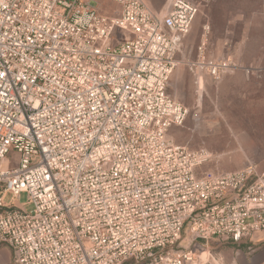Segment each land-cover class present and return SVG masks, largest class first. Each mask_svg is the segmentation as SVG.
<instances>
[{"label":"built area","instance_id":"2783aa9c","mask_svg":"<svg viewBox=\"0 0 264 264\" xmlns=\"http://www.w3.org/2000/svg\"><path fill=\"white\" fill-rule=\"evenodd\" d=\"M109 1L112 16L98 0H0V243L13 264H207L178 247L184 231L255 252L264 171L199 177L209 153L169 135L188 114L167 86L198 5ZM189 67L198 84L237 68L205 41Z\"/></svg>","mask_w":264,"mask_h":264},{"label":"rangeland","instance_id":"374dc122","mask_svg":"<svg viewBox=\"0 0 264 264\" xmlns=\"http://www.w3.org/2000/svg\"><path fill=\"white\" fill-rule=\"evenodd\" d=\"M98 1L101 12L108 16L117 9L109 0ZM189 1L198 5L199 13L181 43L179 64L167 86V93L188 114L183 125L172 127L169 135L177 145L209 153V160L197 170L199 177L241 170L249 164L264 171V0ZM170 2L146 0L158 14H164ZM207 26L209 31L204 35ZM202 41L207 55L229 59L237 66L220 82L203 76L198 84L189 69ZM14 163L16 154L11 151L6 164ZM3 200L10 204L15 199L5 195ZM16 200L32 212L25 193ZM202 244L206 242L191 243V236L184 231L178 247L189 248L196 258L204 253L207 264H249L264 249V241L259 243L255 238L253 253L248 244L235 245L219 238L209 240L207 246Z\"/></svg>","mask_w":264,"mask_h":264},{"label":"crops","instance_id":"0c3cea01","mask_svg":"<svg viewBox=\"0 0 264 264\" xmlns=\"http://www.w3.org/2000/svg\"><path fill=\"white\" fill-rule=\"evenodd\" d=\"M255 240L259 243L263 242L264 231L258 233ZM0 264H13V252L8 245L3 243H0ZM249 264H264V249L257 253Z\"/></svg>","mask_w":264,"mask_h":264},{"label":"bare ground","instance_id":"6f19581e","mask_svg":"<svg viewBox=\"0 0 264 264\" xmlns=\"http://www.w3.org/2000/svg\"><path fill=\"white\" fill-rule=\"evenodd\" d=\"M205 257V255L203 254V258ZM206 258V257H205Z\"/></svg>","mask_w":264,"mask_h":264}]
</instances>
